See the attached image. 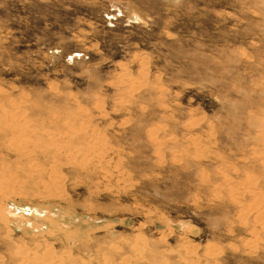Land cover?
Here are the masks:
<instances>
[{"label": "rangeland", "instance_id": "obj_1", "mask_svg": "<svg viewBox=\"0 0 264 264\" xmlns=\"http://www.w3.org/2000/svg\"><path fill=\"white\" fill-rule=\"evenodd\" d=\"M0 105L92 152L0 149V264H264V0H0Z\"/></svg>", "mask_w": 264, "mask_h": 264}, {"label": "bare ground", "instance_id": "obj_2", "mask_svg": "<svg viewBox=\"0 0 264 264\" xmlns=\"http://www.w3.org/2000/svg\"><path fill=\"white\" fill-rule=\"evenodd\" d=\"M1 106L2 105H0V149H5L9 152H17L18 154L25 156V155L30 154L32 152V149H35L36 147H40V148H43L46 150L53 151L57 154L62 152L66 155L68 161L75 160V159H77V161H85V160H87L89 154L92 153V152L89 153L90 152L89 150L91 149V147L85 148V147L80 146V144L76 145L75 143H73L76 146L69 148L67 145L63 144L64 142H66V140L62 143L61 141H62L63 137L61 135V132L57 131V130H61V128H56V130L54 132H52V131L43 132L42 133L43 139L40 138L41 140L36 139L35 138L36 136L32 137L33 134L31 135V132H33V131L29 126L26 125L25 115H24V112L22 111V109L20 107H18V108L12 109V111L10 112V111H7V109L6 110L2 109ZM54 118H55V115H53V120H54ZM68 127H69V130L71 133L68 135L70 137H72L71 139H70V137H68V138L70 141L73 139L71 142H74V138H73L74 136H72V134H75L78 131L83 132L86 129L83 124L76 126V127H72L71 125ZM44 130H46V129L44 128ZM55 133H57V135H58L57 137H55ZM68 143H69V141H68ZM84 145H86V144H84ZM263 158H264V156H263ZM2 168L3 167H1V169ZM5 180L6 179H4V181ZM9 183H11V182H9ZM0 192L4 193L2 191H0ZM2 215L5 216L4 212L2 213ZM33 257H34L33 261L35 264H57V263L52 261L54 259L47 258V257H49V255L41 256V255H38L37 253H34ZM24 264H27V263H24Z\"/></svg>", "mask_w": 264, "mask_h": 264}]
</instances>
